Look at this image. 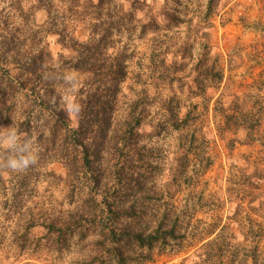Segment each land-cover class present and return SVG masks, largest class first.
Listing matches in <instances>:
<instances>
[{"label": "rangeland", "instance_id": "rangeland-1", "mask_svg": "<svg viewBox=\"0 0 264 264\" xmlns=\"http://www.w3.org/2000/svg\"><path fill=\"white\" fill-rule=\"evenodd\" d=\"M208 4L0 0V264H110L115 244L102 235L149 233L171 205L188 211L189 238L150 253L125 246L131 264H192L221 235L223 248L257 240L264 256L256 170L264 167V122L253 121L257 102L264 107V0H219L212 15ZM105 59L125 62L126 78L106 136L82 166L52 125L66 107L77 126L86 90L108 77V67L99 70ZM229 61L236 68L226 90ZM213 64L225 69L222 83L204 79ZM222 94L229 111L216 103ZM188 112L195 120L173 127ZM242 115L247 130L233 126ZM10 138L16 147L5 146ZM28 153L35 164L8 167ZM50 225L70 232L60 240Z\"/></svg>", "mask_w": 264, "mask_h": 264}, {"label": "trees", "instance_id": "trees-1", "mask_svg": "<svg viewBox=\"0 0 264 264\" xmlns=\"http://www.w3.org/2000/svg\"><path fill=\"white\" fill-rule=\"evenodd\" d=\"M218 2L219 0H209V15L214 13L215 8L218 6ZM97 65H93L92 69L95 70L94 68ZM101 67H108V77L99 75L96 78L97 83L91 85L90 88L86 90V98L82 99L77 105V108H75L77 126H72V121L69 115L70 110L66 107L61 108L60 111H58V117L54 118V125H52L54 133L58 132V134L62 136L70 146L78 150L80 154L79 162L82 166L88 165L90 157L94 156L96 153V150L93 149L94 146H96L94 142H98L100 138L103 139L106 136L117 104L120 85L125 80L127 73L125 62L122 60L108 63L107 59H105L104 63L100 64L99 70H103ZM235 68L236 67L232 61H229L227 69L229 76L227 77L225 86L226 90H229L232 86L231 77ZM224 78V67L221 69L220 67H217L216 64L212 65L211 69L206 72V77H204L206 80L218 83H222ZM257 82L259 83L260 88V90H258L260 92L264 91V76ZM37 86L39 85H35L36 88ZM41 89H43V86ZM24 90L29 91L30 89L24 88ZM35 90L37 89H33L34 93L37 92ZM204 93L205 91L203 90H197L194 94L195 96H200ZM37 97L40 98L42 102L50 101V99H45L44 96L40 95L39 92L37 93ZM262 101L264 102V99H262ZM226 102L224 94H222L221 98L216 101L218 105H222L221 110L224 112L227 109V111L231 109V106L224 108ZM257 105L259 106V111L254 115L253 121L254 126L260 128L264 122V112L261 111V107L263 111L264 107L262 106V102L259 101L257 102ZM224 116V118L227 119H234L233 114L225 113ZM195 118V115L192 116V114L188 112L184 118L176 117L172 121V124L177 130H182L187 128ZM235 119L236 121L233 123V126L236 127V129L237 127H242L245 130L249 128L247 120L244 119L243 115L242 119L241 116L239 120L237 117H235ZM221 132L224 133L227 131L221 129ZM99 136L100 138L97 139ZM256 170L258 178L257 185L259 188H262L264 185V167L259 164ZM184 213H188V211L185 210L179 214L176 211L175 205H171L149 233L148 231L150 229H139L124 231L122 234H119L116 230L110 228L105 235H102L105 240L115 244L113 246L114 250L112 251V262L110 264H131L130 257L127 255L126 251H124L125 246H129V252L134 253H150L156 247L166 249L168 246H181V244L189 238V223L183 217ZM105 226L106 225H104V230H106ZM108 226L109 223H107V229ZM48 229L51 233L57 234L60 240H64V236L67 232H70L67 231V229L56 228L54 225H50ZM218 237L205 242L196 250L192 264H264V256L259 249V242L257 240L254 241V245L251 248H248L247 246L238 248L235 243H231V246L223 248L222 244L224 240L222 239V235L220 239H218ZM203 239L204 238L200 239V241ZM142 260L144 263L150 261L149 257L146 255H143Z\"/></svg>", "mask_w": 264, "mask_h": 264}, {"label": "clouds", "instance_id": "clouds-1", "mask_svg": "<svg viewBox=\"0 0 264 264\" xmlns=\"http://www.w3.org/2000/svg\"><path fill=\"white\" fill-rule=\"evenodd\" d=\"M5 146L8 147H16L17 146V141L16 138H10L5 142ZM24 149H22L23 151ZM37 162V156L28 153L27 155L21 156L19 159H11L7 162L8 167L12 171H20L27 169L30 165H33Z\"/></svg>", "mask_w": 264, "mask_h": 264}]
</instances>
